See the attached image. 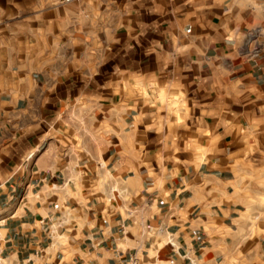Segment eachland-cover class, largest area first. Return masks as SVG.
Returning a JSON list of instances; mask_svg holds the SVG:
<instances>
[{"label":"crops","instance_id":"0c3cea01","mask_svg":"<svg viewBox=\"0 0 264 264\" xmlns=\"http://www.w3.org/2000/svg\"><path fill=\"white\" fill-rule=\"evenodd\" d=\"M0 22V264H264V0Z\"/></svg>","mask_w":264,"mask_h":264},{"label":"built area","instance_id":"2783aa9c","mask_svg":"<svg viewBox=\"0 0 264 264\" xmlns=\"http://www.w3.org/2000/svg\"><path fill=\"white\" fill-rule=\"evenodd\" d=\"M70 0H65V2H69ZM4 220L0 218V228L3 225ZM3 239L0 233V243H2ZM170 245L174 246V244L172 243V239L169 240L168 242ZM159 261V257L157 258ZM170 264H174L173 260L169 261ZM126 264H145L143 262V256H142V252H140L139 250H135L134 252L130 253L127 257V261Z\"/></svg>","mask_w":264,"mask_h":264},{"label":"rangeland","instance_id":"374dc122","mask_svg":"<svg viewBox=\"0 0 264 264\" xmlns=\"http://www.w3.org/2000/svg\"><path fill=\"white\" fill-rule=\"evenodd\" d=\"M3 0H0V4ZM65 1V0H63ZM6 24L3 23V22H0V40H3L2 38V35H3V32L5 31L4 30V26ZM251 205H254L253 203ZM255 206H257L259 208V210L262 211V213L260 214H257V215H254V216H251L252 217V223L253 224H260V223H264V198H261V199H258V200H255Z\"/></svg>","mask_w":264,"mask_h":264}]
</instances>
